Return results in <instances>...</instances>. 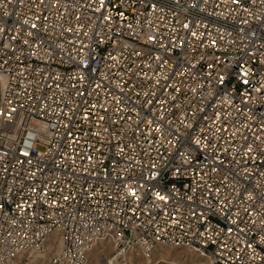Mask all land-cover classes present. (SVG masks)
I'll return each instance as SVG.
<instances>
[{
  "label": "built area",
  "instance_id": "1",
  "mask_svg": "<svg viewBox=\"0 0 264 264\" xmlns=\"http://www.w3.org/2000/svg\"><path fill=\"white\" fill-rule=\"evenodd\" d=\"M264 264V0H0V264Z\"/></svg>",
  "mask_w": 264,
  "mask_h": 264
},
{
  "label": "rangeland",
  "instance_id": "2",
  "mask_svg": "<svg viewBox=\"0 0 264 264\" xmlns=\"http://www.w3.org/2000/svg\"><path fill=\"white\" fill-rule=\"evenodd\" d=\"M112 252V248L98 247L91 253L89 264H108ZM190 258V254L185 250L164 247L154 252L153 262L156 264H186V260L189 261ZM45 261L34 254H28L21 257L18 264H45ZM128 264H148V262L140 255L131 254L128 257Z\"/></svg>",
  "mask_w": 264,
  "mask_h": 264
}]
</instances>
